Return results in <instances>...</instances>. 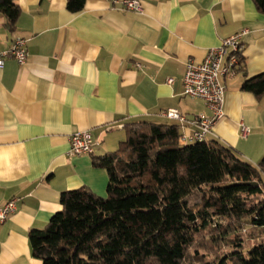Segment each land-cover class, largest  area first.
<instances>
[{"label": "crops", "instance_id": "obj_1", "mask_svg": "<svg viewBox=\"0 0 264 264\" xmlns=\"http://www.w3.org/2000/svg\"><path fill=\"white\" fill-rule=\"evenodd\" d=\"M129 10L112 0H86L72 12L67 0H18L16 29L0 12V51L26 39L24 65L8 57L0 67V206L17 209L0 224V264H43L29 234L62 210L64 191L89 187L105 196L109 176L94 158L116 151L126 125L180 124L163 114L179 109L188 120L212 114L184 94L188 59L243 30L242 64L222 75L224 117L207 141L235 149L257 165L264 157V94L242 89L264 72V13L254 0H140ZM173 78L172 83L168 82ZM249 127L241 137L240 125ZM196 129L181 126L182 136ZM89 131L93 152L70 155V136Z\"/></svg>", "mask_w": 264, "mask_h": 264}, {"label": "trees", "instance_id": "obj_2", "mask_svg": "<svg viewBox=\"0 0 264 264\" xmlns=\"http://www.w3.org/2000/svg\"><path fill=\"white\" fill-rule=\"evenodd\" d=\"M264 13V0H254ZM86 0H67L72 12ZM16 29L18 0H0ZM242 89L264 94V72ZM116 151L95 157L106 195L64 191L62 210L29 238L43 264H264V157L216 140L185 142L181 124L128 123Z\"/></svg>", "mask_w": 264, "mask_h": 264}, {"label": "built area", "instance_id": "obj_3", "mask_svg": "<svg viewBox=\"0 0 264 264\" xmlns=\"http://www.w3.org/2000/svg\"><path fill=\"white\" fill-rule=\"evenodd\" d=\"M120 3L121 7L129 10H141L140 0H112ZM246 30L236 32L223 39L218 47L211 48L202 62H196L190 58L186 62L183 75L184 94L189 97L200 98L206 102L212 114L210 116L199 115L192 120L176 108H169L163 114L170 119L180 122L181 126L192 123L196 129L189 135L182 136L185 142L205 141L212 132L215 124L224 117V104L226 87L222 81V75L234 74L238 66L242 64L243 43L242 36ZM11 57L24 65L28 60L26 39L17 37L7 50L0 51V67L6 58ZM173 78L168 82L172 83ZM241 137L246 138L249 127L240 125ZM95 142L89 131H79L70 136V155L88 154L93 152ZM17 209L16 199H11L0 206V224L6 221Z\"/></svg>", "mask_w": 264, "mask_h": 264}]
</instances>
